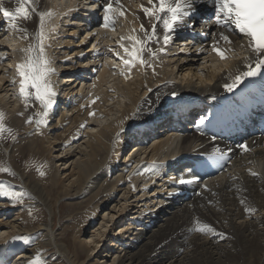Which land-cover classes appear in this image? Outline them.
I'll return each mask as SVG.
<instances>
[{"label": "bare ground", "instance_id": "6f19581e", "mask_svg": "<svg viewBox=\"0 0 264 264\" xmlns=\"http://www.w3.org/2000/svg\"><path fill=\"white\" fill-rule=\"evenodd\" d=\"M65 4L71 5L70 0L52 1L47 11L46 0H0V38L4 32L11 38L9 43L0 42L7 47L0 52L6 51L10 57L9 64L0 69V89L4 92L0 102L5 103L8 97L6 88L21 85L29 95L28 102L40 112L34 122L33 139L26 140L33 146L28 143L29 147L44 154L60 149L58 157L46 161L44 167L46 172L55 171L49 177L50 184L59 189L53 202L43 183L9 165L17 180H8L31 194L34 203L47 214V220L33 230L25 228L27 214L16 215L13 221L0 219V229L9 227L0 235V264H49L46 256H37L38 248L25 252L29 257L12 260L19 250L11 252V239L16 237L18 246L20 241H26L25 233L31 232L42 233L43 246L53 251L62 264H264V138L245 145L239 154H229L227 157L232 160L221 175L203 184H183L184 191L194 193L191 198L167 197L176 179L168 173L164 177L167 168H162L163 162L172 165L179 155L227 151L223 144H208L207 136H198L203 132L195 127L184 128L181 136L173 131L167 133L163 131L167 120L156 127L152 143L143 144L141 138H136L140 126L146 129L187 107L207 106L247 79L258 67L260 57L249 54L245 36L226 20L214 21L198 56L190 61L181 54L169 57L160 48L164 16L154 18V10L143 0H109L110 7H119L116 15L124 25L142 24L140 43L125 33L115 41L106 35L105 43L99 44L104 47L100 53L108 54V49L114 53V45L136 47V51L127 66L115 64L118 60L112 57L104 58L103 68L92 77L94 71H89L93 68L87 69L91 55L79 58L92 40L86 39L89 32L82 26L61 29V25H76L61 18ZM53 10L56 13L52 14ZM187 24L178 27L182 36L183 28H190ZM82 33L85 37H81ZM19 46L23 51H19ZM87 52L91 54L90 50ZM23 54L22 71L16 77L8 76L10 71L5 69L15 67L14 59ZM82 70H88L84 80H73ZM69 98L76 99L70 102ZM9 102L7 98L5 105ZM16 102L20 99L16 98ZM58 107L62 110L57 111ZM45 116L55 120L43 124ZM73 135L78 140L71 143ZM135 140L138 143L133 152L126 156V149ZM1 143L0 140V147ZM2 148L0 157L9 164L12 148ZM62 156L65 160L57 165L56 160ZM58 166H63L66 182L61 180ZM62 199L77 200L85 206L86 214L91 207L108 208L96 235L84 241L73 234L71 249L59 239L60 227L55 229ZM118 223L123 227L117 234H104ZM22 233L24 238L19 239ZM103 237L109 239L110 247L107 257L98 258L95 250ZM92 257L96 263H92Z\"/></svg>", "mask_w": 264, "mask_h": 264}, {"label": "rangeland", "instance_id": "374dc122", "mask_svg": "<svg viewBox=\"0 0 264 264\" xmlns=\"http://www.w3.org/2000/svg\"><path fill=\"white\" fill-rule=\"evenodd\" d=\"M1 40L2 41L0 42L9 43L11 38L5 36V37H2ZM3 48L6 49L7 47L6 46L3 47L2 45H0V51H3L4 50ZM19 51H22L21 47ZM4 53L0 52V54H2V60L4 59L7 61V63L4 64V66H6L9 64L8 61L10 60V57L6 56V51H4ZM23 56L24 54L19 55V58L17 57V59H14L16 64H15V67L13 66L11 70L9 68L5 69L7 73H9L10 71L8 76L16 77L19 71L20 72L22 71L23 64L21 63V58ZM0 69H3V64L0 65ZM0 78H1V75H0ZM22 88L23 87L21 85L6 88V90L9 91V93H7L8 95L7 98L10 100V102H13L12 104L9 102L8 105L12 106L13 108L9 107L8 105L7 107L5 105V103L7 102V98H6L5 103L2 104L0 102V140L2 142L1 144H2V147L4 148H7V147L12 148V153H11V158L9 159V164L5 162L4 158L0 157V195H1L0 206H3L0 208V212L3 214L2 216L3 218L0 217V219L4 220L6 217V219L8 218V221H13L17 218L16 215H21L23 217L25 214H27V216H25V219H27V222H25V228L37 230V226L41 224L43 225L45 221L47 220V214H45L43 209L39 207L38 204L36 205L34 203L33 199L31 198L32 197L31 194L27 190H21L23 189L22 187H19L18 189L13 184V182H10L8 179L17 180L16 176L13 174L14 171H17L27 176L29 179H33L35 182H39L40 184L43 183L46 189L47 195H49V197L51 198V201L53 202L57 197L56 193L59 191V189L55 188L54 185L50 184L49 177L51 174L55 173V171L49 170L46 172L44 171V167H46L45 166L47 164L46 161L50 162L56 157H58V153L60 152L59 151L60 149L55 148L53 149V151L51 150L52 151L51 154L50 152H47L44 154L41 150L39 151L38 150L34 151V149L32 150L31 147L33 146L29 143V141L28 142L26 141V140L33 139L32 137L34 135L32 136V134L35 129L34 122L39 117L40 112L37 109H35V107H33L30 102H28L27 100L28 98L26 97L29 95H27L26 90ZM61 89L62 88H60V90ZM2 94L4 95V92H2V90L0 89V97L3 96ZM16 98L20 99V102L14 103V100H16ZM9 109L15 110V111H11L12 113L14 112L13 114L15 117L13 116V114L10 112ZM41 111H42V108H41ZM8 112L11 113V115ZM14 120L18 121V124L20 125V127L19 125L15 123ZM54 120L55 119H50L47 116H45V120L43 121V124H45V121H54ZM20 123H22V125ZM40 134H38L37 136H39ZM76 139L78 140V137L76 135H73V139L71 140V143L75 142ZM28 143L30 144L31 147H29ZM2 147H0V154L3 152ZM129 148L126 149V152H125L126 156L129 153V150H130ZM132 148L133 147H131V149ZM63 149H65V146H63ZM69 157L70 156L68 155L67 158ZM62 160H65L63 159V156L58 158V160H56V161H59L57 165H60L61 164L60 162ZM9 165L14 171L11 170ZM58 167L61 173L60 175V178H62L61 180L66 182L65 177L63 176L64 172L61 171V169H63V166H58ZM59 205H62V206H59ZM59 205H58L59 209L57 210L58 213L55 218V225H56L55 229L57 230V228L60 227L58 228L59 229L58 231L59 239L62 241V243L66 244L68 248L70 249L73 246V241H72L73 234L76 233V236L77 237L79 236L84 241H89L92 235H96L95 232L98 231L99 228L101 227L100 225L101 219H103V217L105 216L104 212H107L106 210L108 209L106 208L104 210V208L99 206L98 210H94V208L91 207L88 209V213L86 214L83 211V209H85V206L80 205V203L77 200L75 201V199H72V200L62 199ZM86 207H87V204H86ZM15 223L18 224L20 222L15 221ZM118 224H115V226H113L112 229L108 228L104 232V234L105 235L108 234L110 236L115 235V233L117 234L119 232L118 229L123 227L121 226L122 224H119V225ZM4 227L0 229V235H1V231H3L4 229L9 230L8 226H4ZM32 233L33 232H31V234L25 233L27 234L26 235L27 237L25 238L26 241H24L23 243L22 241H20V243H18V246H16V243L18 242V240H15L17 238L13 237L11 239V241L9 242L10 244L9 249L12 250L11 252L14 253L15 250L17 251L19 250L18 252L14 253L17 256H15V258L12 260H15L16 258L18 259V257L20 256L29 257L31 255H25V252L28 253L29 250H31L32 248L34 249L38 248L36 249L38 251L36 252V254H38L37 256H41V255L46 256V261L47 262L49 261V264H62L63 262L61 261V259L59 260V258L53 253V251H50L48 247L45 248V246H43V242L41 241V238H40V236H42V233H38L36 235ZM23 234L24 233H22V235ZM22 235L20 236L19 239L24 238V235L23 237ZM108 240H109L108 238L106 239L104 237L103 239L100 240L103 242L100 243V245H98V247L96 248L95 250L96 254L94 253L95 255H98L97 256L98 258L107 257L108 247H110ZM20 244H23V245L21 246ZM93 259L94 257H92V260ZM98 261L99 260H97V262ZM31 263L36 264L34 261ZM41 263H42L41 261L37 262V264H41ZM92 263H96L95 259L94 261H92Z\"/></svg>", "mask_w": 264, "mask_h": 264}]
</instances>
